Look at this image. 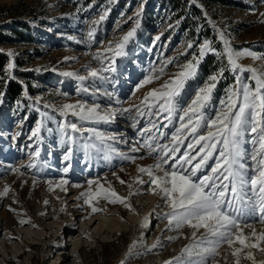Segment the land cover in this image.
<instances>
[{
  "label": "rangeland",
  "instance_id": "obj_1",
  "mask_svg": "<svg viewBox=\"0 0 264 264\" xmlns=\"http://www.w3.org/2000/svg\"><path fill=\"white\" fill-rule=\"evenodd\" d=\"M105 11L107 17L95 25L96 32L90 40L87 34L92 22L98 21ZM261 13L264 0H196V3L181 0L178 9L168 0H0V54L5 57L0 71V92L4 93L0 102V191L5 185L10 189L7 196L0 197V264H120L121 260L125 264H166L179 256L180 250L190 243L192 229L167 230V220L161 219L160 214L168 209L163 207L159 196L142 192L130 197L128 202L134 209L131 211L123 204L100 200L98 207L106 210L95 214L77 199L88 187L89 179L98 180L105 187L110 184L121 196L128 195V184L138 175L137 167L153 163L147 150L141 147L140 129L149 126L147 118H141L135 128L128 114H117L111 122L83 124L85 128L116 135L118 140L109 143L135 159L113 154L106 160L95 153L85 157L82 150H76L72 170L67 174L70 183L64 191L55 187L64 175L65 166V149L59 143L57 128L65 119L79 121L53 109L77 101L99 103L102 110L138 104L148 91L159 88L180 71V66L192 58L196 46L205 39L213 41V46L222 51L217 31H223L235 49H250L264 56ZM136 19L140 26L126 45L125 55L116 58L115 71L101 72L108 80L88 77L81 82L75 76L63 75L73 72L87 77L90 69H99L101 65L93 55L135 27ZM157 36L159 40L155 39ZM189 42L194 44L193 49L186 47ZM169 59L172 63L165 66ZM9 63L15 65L12 70L15 79H9L5 71ZM226 63V59L207 54L197 66L196 75L184 83L175 98L177 108L187 107L209 76ZM240 63L260 67L262 62L245 57ZM161 68L163 73H159ZM153 71L159 74V79L132 95L135 85ZM233 83L234 74L225 71L212 93L207 115L215 116L220 100ZM10 87L18 93H8ZM83 88L88 91H82ZM105 91L114 93L111 100L104 95ZM116 98L122 102L120 105L115 103ZM41 112H47L50 118L41 117ZM179 114L177 111L172 123L162 130L170 135L178 126ZM38 121L46 126L39 145V159L44 166L38 164L37 169H27L24 166L35 147L29 136ZM47 128L53 131L49 133ZM244 147L251 151L250 144ZM134 148L140 151H133ZM246 163L251 165L252 161L246 157ZM12 168L20 171H11ZM117 177L126 183L121 184ZM48 181L53 182V190H49ZM45 200L49 202L47 205ZM21 220L28 223L21 224ZM254 227L258 231L264 229L258 222ZM157 240L159 246L152 248ZM134 241L138 243L129 253ZM250 250L257 264L264 261V252ZM234 260L231 249L224 244L215 264H234ZM240 264L252 261L242 256Z\"/></svg>",
  "mask_w": 264,
  "mask_h": 264
},
{
  "label": "snow or ice",
  "instance_id": "obj_2",
  "mask_svg": "<svg viewBox=\"0 0 264 264\" xmlns=\"http://www.w3.org/2000/svg\"><path fill=\"white\" fill-rule=\"evenodd\" d=\"M192 2L196 3V0ZM107 15L105 11L98 21L92 22L93 26L87 34L90 40L94 38L95 25L104 21ZM260 15L264 17V13ZM139 26L140 21L136 19L135 27L116 41H109L107 46H102L103 50L93 55V59L98 61L101 67L90 69L87 77L73 72H64L63 75L75 76L81 82L88 77L108 80L101 72L115 71L116 58L125 55V47L135 36ZM213 27L215 28V25ZM217 35L223 44L222 51L213 46V41L205 39L196 46L197 50L192 54V58L180 66V71L159 88L148 91L138 104L102 110L99 103L77 101L53 109L64 117L71 115L79 121L76 123L65 119L57 128L59 143L65 149V166L62 169L64 175L55 183V187L64 191H67L65 186L70 183L67 174L72 170L71 160L76 150H82L85 157L95 153L106 160L113 154L123 159H135L118 152L113 144L109 143L118 140L116 135L106 134L95 128H85L83 124L111 122L117 114H128L135 128L141 118H147L149 126L140 129V135L143 137L141 147L147 150V155L152 157L153 163L137 167L138 175L128 184V195L121 196L110 184L105 187L98 180L89 179L88 187L77 199L90 208L91 214H95L106 210L98 207L100 200L123 204L131 211L134 209L128 202L130 197L142 192L159 196L163 207L168 209L160 214L161 219L167 220L166 229L177 232L184 227L192 229L190 243L180 250L179 256L166 261V264H215V257L224 244L231 249V256L235 258L234 264H240L242 256L252 261V264H257L250 249L264 252V229L258 231L254 227L257 222L264 225V56L250 49H235L223 31H217ZM155 39L159 40L160 36ZM186 47L193 49L194 44L189 42ZM209 53L226 59L227 63L216 74L209 76L208 82L198 89L187 107L178 109L175 98L180 95L184 83L196 75L197 66ZM8 55L12 56V53L9 52ZM245 57L261 61V66L241 64L240 60ZM170 63L171 59L165 62V66ZM14 67L13 63H9L5 69L9 79H15L12 75ZM163 71L161 68L159 73ZM225 71L234 74V83L226 89L225 98L220 100V107L215 116L211 117L206 114V109L211 106L212 93ZM154 79H159V74L155 71L135 85L132 95ZM81 90L88 91L87 88ZM3 95L4 93L0 92V102ZM104 95L111 100L114 93L105 91ZM36 103H39V98ZM115 103L120 105L122 102L116 98ZM177 111L180 113L177 117L178 126L169 135L162 128H168ZM40 115L50 118L47 112H41ZM164 121L167 123H163ZM45 127L43 121H38L31 130L29 139L35 141V147L30 152L29 163L24 166L27 169H37L38 164L44 166L39 159V145L42 143L41 133ZM46 130L49 133L53 131L51 128ZM162 140L167 142L162 143ZM245 144L251 145L250 152L244 147ZM133 151H140V148H134ZM246 157L252 161L251 165L246 163ZM209 161L214 162L209 164ZM205 169L208 171L205 172ZM11 171L19 172L20 169L12 168ZM145 176L147 179H144ZM117 179L121 184L126 183L119 177ZM35 183L34 179L33 184ZM48 184L49 190H53V182L48 181ZM134 185L140 187L134 188ZM145 185L146 188L143 187ZM72 186L81 187L79 184ZM9 191V187L5 185L0 191V197L7 196ZM48 203L47 200L44 201L45 205ZM83 205L78 207L82 208ZM20 223L25 224L28 221L21 220ZM177 238L168 237L169 240ZM137 243L133 242L128 249L129 253ZM157 246L159 240L151 247ZM120 264H125V261L121 260ZM260 264H264V261Z\"/></svg>",
  "mask_w": 264,
  "mask_h": 264
},
{
  "label": "trees",
  "instance_id": "obj_3",
  "mask_svg": "<svg viewBox=\"0 0 264 264\" xmlns=\"http://www.w3.org/2000/svg\"><path fill=\"white\" fill-rule=\"evenodd\" d=\"M164 2H166V0H163ZM168 1H170L171 2V4H172V6L175 8V9H178L179 8V6H181V0H168ZM187 24H190V23H187ZM5 59V57L3 56V55H1L0 54V71H1V69H2V67H3V64H4V60ZM13 91V88L11 89V87L8 89V93H10L11 94V92ZM17 91V92H16ZM14 93L15 94H17L18 93V90H16ZM12 92V93H13Z\"/></svg>",
  "mask_w": 264,
  "mask_h": 264
}]
</instances>
